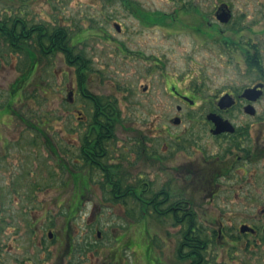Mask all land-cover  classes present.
<instances>
[{
  "label": "rangeland",
  "instance_id": "374dc122",
  "mask_svg": "<svg viewBox=\"0 0 264 264\" xmlns=\"http://www.w3.org/2000/svg\"><path fill=\"white\" fill-rule=\"evenodd\" d=\"M127 1L0 0V12L27 19L30 24L63 26L72 37L74 53L90 60L91 70L83 81L88 92L118 96L121 90L130 91L132 101L138 103H133L131 111H121L127 129L118 127L117 138L137 136L150 129L161 134L170 114L154 112L149 105L157 98L163 99L166 76L183 88L190 71L200 73L206 77L202 80V99L206 102L219 86L230 82L243 87L257 80L255 71L243 68V46L240 50L226 48L221 41L231 38L245 45L246 32L234 37L227 29L218 33L212 25L218 26L215 9L229 3L234 19L250 27V38L264 62V0H205L206 15L202 16L187 15L182 9L172 13L176 4L170 0ZM114 25L120 27L119 33ZM194 30H199L203 42H196ZM122 43L127 50L140 52L141 57H124L117 51ZM151 59L158 65L147 73ZM28 69L29 60L24 54H12L0 45V264H67V235L76 242L87 241L106 250L116 248L117 237L128 236L132 245H137L136 252L123 247L126 238L116 248L118 264H135V260L137 264H182L174 261L178 230L167 219L131 224L126 213L134 209L111 207L104 202L99 175L90 177L94 180L92 191L84 193L81 181L74 187L70 170L77 154L75 146L90 118L89 106L81 98H76L74 105L65 100L67 91L77 87L74 69L61 56L38 62L29 78L19 84L15 96L11 86ZM230 77L233 80H228ZM144 85L148 86L146 94L141 91ZM259 105L264 106V97ZM8 109L9 114L4 115ZM76 110L82 112L83 123ZM79 201L75 218L63 230L67 205L72 202L75 206ZM221 227L226 238L223 244L208 247V261L264 264L261 249L250 254L232 247L235 223ZM48 231L56 238L47 239ZM54 239L58 240L52 242ZM112 258L105 251L100 256L88 255L82 264H110Z\"/></svg>",
  "mask_w": 264,
  "mask_h": 264
},
{
  "label": "flooded vegetation",
  "instance_id": "af4514ba",
  "mask_svg": "<svg viewBox=\"0 0 264 264\" xmlns=\"http://www.w3.org/2000/svg\"><path fill=\"white\" fill-rule=\"evenodd\" d=\"M170 1L176 4L172 13L182 9L187 15H206L205 0H183L180 3ZM222 12L228 14L225 22H221L217 17ZM4 16L10 20L9 43L5 48L12 54H24L29 60L26 75L21 76L11 86L12 93L17 96L19 84L29 78L38 62L41 60L49 62L56 56H61L64 61L62 52L52 51L54 47H61V40L57 39V34L61 37L64 27L49 26L45 23L30 24L27 19L19 17L25 23L23 31L28 30L29 33L28 40L23 41L25 46L30 48L29 57L26 52L15 53L9 49L20 43L14 36L20 26L15 24V15L0 12V18ZM214 20L218 26L216 24L212 26L218 33H223L227 29L234 37H239L240 33L246 32L243 40L245 45H240L231 38L221 41L226 48L233 46L240 50L243 46L245 50L243 68L248 72L255 71L257 80L243 87H236L230 82L219 86L214 91L213 98L206 102L202 99L204 87L202 80L206 77L200 76V73L190 71L187 74L188 84L182 86L183 88L176 84L174 78L166 76L163 99L159 100L156 96L157 99L151 101L149 105L150 110L154 112L170 114L166 118V125L161 134H156L150 129L137 136L122 138L115 136L118 127L127 129L123 126L121 111H131L133 103L138 102L132 101L130 91L127 89H124V92L121 90L118 96H98L88 92L83 86V81L91 70L90 60H86L87 67L82 72L78 69L76 59L72 60L75 63L73 62L70 67L74 69L77 88L68 90L65 98L71 105L76 103V98L87 102L91 114L85 130L91 126L89 124L94 111L118 112L120 118V122L113 125V135L103 138L83 136L85 130L80 135L75 146L77 154L70 170L71 177H75L74 187L81 181L84 193L92 191L90 184L94 183V180L90 177L99 175L102 181L98 183V187L100 193L104 194L102 196L104 202L111 207L119 205L134 209L133 213H126V218L132 221L131 224L137 225L140 222L149 224L167 219L169 224L178 230L174 261L182 264H192L193 261L190 254L191 225L200 228L199 243L204 251L203 258L199 261H203L204 264H218L215 261H208L205 253L212 243L217 245L224 243L226 235L221 226L229 223L237 225L231 241L233 248L243 249L250 254L261 249L264 256V106L259 105L264 97V62L260 51L250 38V27L241 26L240 20L234 19L229 3H222L215 9ZM32 25L38 27H31ZM116 26L119 30L115 28ZM114 29L117 33L120 32L118 25H114ZM194 32L198 35L199 30ZM67 35L72 54L77 58L79 53H74L72 37L68 32ZM37 38L42 43L43 55L36 50ZM195 38L196 42H203L199 35ZM0 45L4 47L2 42ZM121 46L117 51L124 57L128 55L141 57L140 52L127 50L123 43ZM253 64L257 67H253ZM157 65L151 59V65L145 72L152 73ZM228 80L231 81L233 78L230 77ZM254 87L256 92H261L257 99L251 101L241 96L244 90ZM141 91L143 94L148 93V86L144 85ZM222 97H228L232 104H220ZM76 113L79 121L83 123L82 112L76 110ZM6 114H9V109L4 115ZM113 177L119 178L120 194L106 196L105 193L109 194L111 191ZM158 177L164 180L159 182ZM116 196L119 200H116ZM72 204L71 202L66 208H70ZM75 207L79 209L80 201ZM228 209L236 211L225 212ZM76 212L72 217H63L65 225L63 230H66L75 218ZM215 225L218 226L216 230L213 227ZM243 226L247 229L240 231V227ZM46 236L47 239L56 238L51 231H48ZM127 237L125 235L117 237L116 248L121 246ZM55 240L58 239L52 242ZM60 241L58 243L62 244ZM64 242L65 253L69 257L67 264H82L87 261L88 255L100 256L105 251L113 256L110 264L119 263L120 255L116 248L114 250L95 248L94 244L87 241L76 242L68 235ZM132 242L127 238L123 247L128 249L131 247L136 252L137 245L134 247Z\"/></svg>",
  "mask_w": 264,
  "mask_h": 264
},
{
  "label": "trees",
  "instance_id": "16d2710c",
  "mask_svg": "<svg viewBox=\"0 0 264 264\" xmlns=\"http://www.w3.org/2000/svg\"><path fill=\"white\" fill-rule=\"evenodd\" d=\"M122 2L125 3V0H121ZM127 1V0H126ZM127 3L130 5L129 1ZM137 13V12H136ZM144 15H142L143 18ZM146 18V16H144ZM144 19V18H143ZM145 20V19H144ZM146 21V20H145ZM9 24L10 20L6 18V16L0 18V42L3 43V45L7 46L9 43ZM15 24L16 26L19 25L20 27L16 29L15 31V40L19 41L20 43L16 45L13 48H9L11 51H14L15 53H21V52H26L29 57L31 56L30 53V48L26 47L23 41H27L29 36H28V30L23 31V25L25 24L22 19L19 17L15 16ZM38 25H32L31 27H34ZM39 29V28H37ZM30 31V30H29ZM27 34V36H25ZM57 39L61 40V47H54L52 51H60L62 52V55L64 57V61L68 66H71L74 61L73 59H76L75 61L77 62L78 69L83 71L85 67H87V61L84 59V57L81 54H78L77 58L74 57L72 54V49L70 45L68 44L69 38L67 35V31L65 28L62 29V36L60 37V34H57ZM26 43V42H25ZM36 44H37V51L43 55L44 53L42 52V43L39 38L36 39ZM49 49V48H48ZM31 66L33 65V61L30 62ZM75 63V62H74ZM253 67H257L256 64H253ZM82 77V74H81ZM110 116V117H108ZM119 113L118 112H110L107 113L104 110L100 112L94 111L92 114V119L90 120V127H88L85 132L83 133V136H94V137H100L103 138L104 136H110L113 135V125L114 123L120 122L119 120ZM110 125H109V123ZM71 176V173H70ZM73 181L75 182V177H72ZM111 191L109 194H106V196H113V195H119L120 194V185H119V178L113 177L111 180ZM106 183L107 179L105 178ZM85 185V184H84ZM103 189V187L101 186ZM117 197V196H116ZM116 200H119V197L116 198ZM77 211V207L75 206H70V208H67L65 216L72 217L74 213ZM200 233V228L199 226L191 225L190 226V237H191V251L190 254L192 256V264H204L203 261H199L200 258H203V251L204 248H201V244L199 243L200 237H198V234Z\"/></svg>",
  "mask_w": 264,
  "mask_h": 264
},
{
  "label": "water",
  "instance_id": "95a60500",
  "mask_svg": "<svg viewBox=\"0 0 264 264\" xmlns=\"http://www.w3.org/2000/svg\"><path fill=\"white\" fill-rule=\"evenodd\" d=\"M227 15H228V14H227L226 12H222V13H220L217 17H218V19H219L221 22H225L226 19H227ZM115 28H116L117 30H119V29L117 28V26H116ZM255 88H256V87H254V88H252V89H246V90H244L243 93L241 94V96H242V97H245L246 99L251 100V101L257 99V98L261 95V92H259V91L256 92V91H255ZM220 104L231 105L232 102L228 100V97H222L221 100H220ZM246 229H247V228H246L245 226L240 227V231H245ZM99 235H100V232L97 231V232H96V236L99 237Z\"/></svg>",
  "mask_w": 264,
  "mask_h": 264
}]
</instances>
